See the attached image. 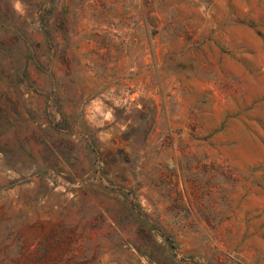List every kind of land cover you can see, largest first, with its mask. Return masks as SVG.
I'll return each instance as SVG.
<instances>
[{"label": "rangeland", "instance_id": "1", "mask_svg": "<svg viewBox=\"0 0 264 264\" xmlns=\"http://www.w3.org/2000/svg\"><path fill=\"white\" fill-rule=\"evenodd\" d=\"M0 264H264V0H0Z\"/></svg>", "mask_w": 264, "mask_h": 264}, {"label": "trees", "instance_id": "2", "mask_svg": "<svg viewBox=\"0 0 264 264\" xmlns=\"http://www.w3.org/2000/svg\"><path fill=\"white\" fill-rule=\"evenodd\" d=\"M24 74H26L25 71H19V72L17 73V81L22 80V77L24 76Z\"/></svg>", "mask_w": 264, "mask_h": 264}]
</instances>
